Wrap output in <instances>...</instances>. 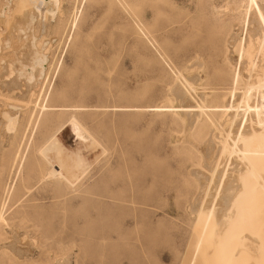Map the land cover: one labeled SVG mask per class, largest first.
<instances>
[{
	"label": "rangeland",
	"instance_id": "rangeland-1",
	"mask_svg": "<svg viewBox=\"0 0 264 264\" xmlns=\"http://www.w3.org/2000/svg\"><path fill=\"white\" fill-rule=\"evenodd\" d=\"M214 1L218 9L226 2ZM197 5L64 0L59 22V14L47 15L54 29L42 34L40 87L21 82L16 90L0 78V212L7 223L0 225V264H209L193 246L187 251L185 181L194 167L180 155L184 132L171 109H156L169 99L179 105L170 94L186 58L202 54L212 74L221 52ZM8 24L0 19V38ZM8 51L0 54L17 47ZM8 113L17 122L12 132ZM75 117L101 149L90 153L88 141L78 139ZM50 137L91 165L83 192L57 195L54 183L40 181L48 166L37 150ZM125 197L133 203H120Z\"/></svg>",
	"mask_w": 264,
	"mask_h": 264
},
{
	"label": "bare ground",
	"instance_id": "bare-ground-1",
	"mask_svg": "<svg viewBox=\"0 0 264 264\" xmlns=\"http://www.w3.org/2000/svg\"><path fill=\"white\" fill-rule=\"evenodd\" d=\"M63 1L0 0V19L12 21L6 36L0 38V53L17 47L8 57L0 54L5 87L23 82L32 90L46 76L42 34L54 29L47 15L59 14L60 21ZM197 4V11L209 17V32L221 44V52L215 55L212 74L202 54L186 58L174 77L179 84L170 94L179 105L169 99L170 106L156 108L171 109L179 119L184 132L180 155L195 168H189L190 178L185 181V195H190L185 208L190 227L187 251L193 246L194 253L203 254L209 264H264V0H226L219 9L214 0H197ZM187 28L182 29L184 34ZM7 115L10 130L17 122ZM73 123L79 129L78 139L88 141L89 151L100 146L76 117ZM37 152L48 166L41 182L54 183L57 195L84 191L82 180L91 165L80 150L67 153L50 137ZM120 203L133 202L125 197ZM0 225H7L2 211Z\"/></svg>",
	"mask_w": 264,
	"mask_h": 264
}]
</instances>
